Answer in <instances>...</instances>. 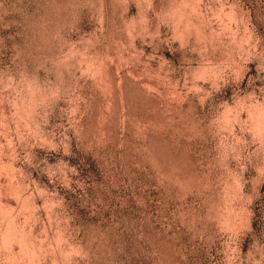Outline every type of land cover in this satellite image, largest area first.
<instances>
[{"label": "rangeland", "instance_id": "1", "mask_svg": "<svg viewBox=\"0 0 264 264\" xmlns=\"http://www.w3.org/2000/svg\"><path fill=\"white\" fill-rule=\"evenodd\" d=\"M0 264H264V0H0Z\"/></svg>", "mask_w": 264, "mask_h": 264}]
</instances>
